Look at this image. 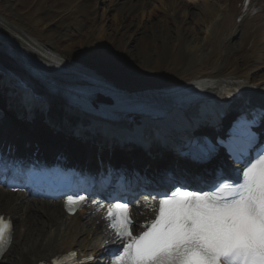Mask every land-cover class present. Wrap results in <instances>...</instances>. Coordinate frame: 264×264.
Returning a JSON list of instances; mask_svg holds the SVG:
<instances>
[{"label":"bare ground","instance_id":"1","mask_svg":"<svg viewBox=\"0 0 264 264\" xmlns=\"http://www.w3.org/2000/svg\"><path fill=\"white\" fill-rule=\"evenodd\" d=\"M195 1L42 0L39 7L17 12L20 4L0 0V69L35 77L44 92L66 95L53 99V126L12 115L0 137L12 139L16 147L24 140L30 151L32 143L26 142L35 141L47 156L62 152L89 172L90 189L99 191L95 177L104 176L107 182L112 175L97 170L94 150L72 138L68 129L57 130L63 103L106 120L118 115L129 119L127 112L151 120L157 110L180 106L190 95L216 93L225 85L245 93L253 104H264V0ZM113 45L118 48L111 55ZM0 79L4 86L1 73ZM79 90L96 98L72 106L70 95L81 97ZM188 102L192 107L194 98ZM110 151L100 161L108 160L115 174L127 176L131 191L157 192L172 179L204 183L216 170L222 172L215 157L202 164L197 158L194 164L165 151ZM165 158L170 162H158ZM154 205H134L137 225L152 218ZM91 211L68 216L60 199L26 196L0 184V213L14 222L0 264H43L69 249L80 257L102 254L109 239L100 215Z\"/></svg>","mask_w":264,"mask_h":264},{"label":"snow or ice","instance_id":"2","mask_svg":"<svg viewBox=\"0 0 264 264\" xmlns=\"http://www.w3.org/2000/svg\"><path fill=\"white\" fill-rule=\"evenodd\" d=\"M236 159V179L221 173L208 191L179 181L157 191L156 215L138 234L130 201L111 195L105 220L123 242L109 253L111 264H264V144ZM84 199L69 196V211ZM10 231L0 217V251Z\"/></svg>","mask_w":264,"mask_h":264},{"label":"rangeland","instance_id":"3","mask_svg":"<svg viewBox=\"0 0 264 264\" xmlns=\"http://www.w3.org/2000/svg\"><path fill=\"white\" fill-rule=\"evenodd\" d=\"M42 0H37V1H35V0H13V4H20V6H22V7H16L15 6V10L17 11V12H22V11H25V10H28L29 8H35V7H39V5H40V2H41ZM192 1L193 0H188V2L189 3H192ZM152 2H154V1H152ZM159 2V1H158ZM194 2H196L195 0H194ZM69 34V33H68ZM68 34H67V36H68ZM67 36H65V37H67ZM69 36H71V35H69ZM68 36V37H69ZM70 38H73V36H71ZM117 45H113L112 47H111V50H110V54L112 55V53L114 52V51H117Z\"/></svg>","mask_w":264,"mask_h":264}]
</instances>
